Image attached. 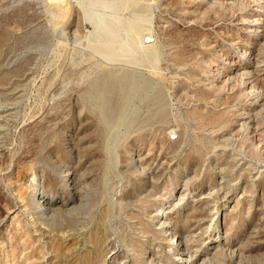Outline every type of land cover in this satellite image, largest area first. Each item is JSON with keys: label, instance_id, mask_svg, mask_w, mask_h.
Wrapping results in <instances>:
<instances>
[{"label": "rangeland", "instance_id": "rangeland-1", "mask_svg": "<svg viewBox=\"0 0 264 264\" xmlns=\"http://www.w3.org/2000/svg\"><path fill=\"white\" fill-rule=\"evenodd\" d=\"M91 3L0 0V108L9 107L0 121V264H177L153 216L167 203L186 229L198 206L193 197L179 201V186L187 179L186 192L214 186L219 161L232 189L247 180L257 196L226 210L212 238L224 235L233 246L202 264H264L257 234L264 230V80L226 78L227 60L264 55V37L239 23L250 10L264 17V0H136L118 16L128 23L134 7L144 9L140 33H149L157 55L137 48L115 59L94 46ZM128 34L140 37L123 27L121 37ZM124 73L135 74L129 97L119 88ZM104 85H114L104 91L114 108L125 106L124 120L103 119ZM255 97L263 102L251 110ZM242 112L256 119L257 132L253 123L234 128ZM69 161L77 162V189L62 171ZM76 190L86 199L81 209L42 215L44 192L64 199Z\"/></svg>", "mask_w": 264, "mask_h": 264}, {"label": "bare ground", "instance_id": "bare-ground-1", "mask_svg": "<svg viewBox=\"0 0 264 264\" xmlns=\"http://www.w3.org/2000/svg\"><path fill=\"white\" fill-rule=\"evenodd\" d=\"M135 1L136 0H92L87 16L93 19L94 21L95 32L97 35V41L95 42L94 46L97 47V50L101 54L109 58L115 59V58H119L118 56L123 54L136 53L137 52L136 50H138L137 48H141V50L144 52V55L147 58H153L157 55L158 51L155 49V44L151 43L154 40L151 38L149 33L143 34L142 36L140 33L141 25H139V23H141L146 19L145 10L136 9L135 7L134 8L132 7L133 16L130 19V22L128 23L127 22L125 23L123 19H121L118 16L119 14L117 12H119V10L123 6L126 5V7L128 6L130 7V5L132 6L133 2L135 3ZM98 6H102L105 9L110 8L111 12L107 11L108 9L104 10L100 8L102 10H99ZM126 7L125 9H127ZM255 11L256 10L248 11L247 13L250 14L249 17L247 15V17L241 19L239 23L241 24V26L245 27L244 28L245 31L255 34V37L258 39L264 37V17L257 16L258 14ZM187 14H188L187 18L189 19L190 23H194L195 19H193V16L195 15V10L189 7L187 10ZM123 27L126 30L130 28L131 30H133V32L134 31L136 32L137 34L136 36H140V37L137 38L134 35L130 36L128 34L124 38H122L121 29ZM233 39L235 40L236 43H241V40L237 36L232 37V40ZM134 46H136L135 49H133ZM259 56H257L254 61L238 62L237 61L238 59L230 60V61L227 60L229 66L227 70L228 75H226V78L231 79V77L233 76L232 72H234L246 78L247 83L254 82V84H257L255 83L256 80L257 81L264 80V55L260 54ZM132 74L124 73L118 79L119 88L125 93L124 95L126 97L131 96L134 93V91L137 89V86L134 82L135 74L134 75ZM255 75H258L259 77L257 76L258 78L254 79ZM252 77L255 81L252 80ZM138 84L140 87L145 86L143 81ZM259 84L262 85L263 83L262 84L259 83ZM113 86L114 85H104L103 88H100V91L98 93V98L101 101V104L105 107V110L102 111V117L109 124L124 120L126 115L125 106L121 105L118 108H114L112 106V101L110 100V98H107L105 94L106 93L104 91L105 87L111 88ZM155 100H159V98L156 97ZM251 101H252L250 105L251 110L257 109L259 106H261L262 100L257 99V97H255ZM262 105H264V103H262ZM8 108H0V121H2V118L9 113ZM246 113H249V111ZM246 113L240 114L238 115V117H236L234 128H236L239 125L243 126L245 123L246 125L247 123H253L255 127L253 128L257 132L258 128L255 126L256 119H254V117L251 116V114H246ZM232 133L233 131L231 132V134ZM77 138L78 136L74 135L73 133L70 134L71 140ZM228 138L229 137L227 135L223 137L222 140H220L221 142L219 143L220 144L219 146L223 145L222 148H224V144L226 143L225 141H227ZM173 139H175V137H172V140ZM147 156L148 155L146 153H141L139 155V157L142 159H145ZM244 165L245 164L243 162H238V166H241L242 169H246ZM215 166L217 167V173H216L217 182L214 186L212 187L209 186L199 190V192H192V193L186 192L184 187V185H187L189 179H187L185 183H181V186H179V190H178L179 201L185 206L188 205L187 203L190 197H193V200L197 203L196 206H198V208L194 211V213L189 212L187 214V217H190V224L186 229L182 227L180 221L175 220L174 218L175 211L173 210L172 205L171 206L167 205V203H165L164 206L160 207L153 216L156 224L158 225V228L164 233L163 236L165 242L164 248L166 251L172 254L173 259L177 264H202L207 257L214 254L221 246L222 247L226 246L225 248H228L227 245L229 246V248L230 246H233V243L227 242L226 237H224V235L220 236L221 238H217L214 240V238H212L214 227L220 225V222L222 219H224L226 210L229 207L231 208V210H235L240 203L249 202L251 199V198L249 199V197L257 196V192H254L250 189V184H249L250 182L247 180H245L246 184L243 185L242 187H238L239 186L238 185L237 186L238 188L232 189L231 188L232 184L230 183V179L228 173L226 172L224 163L219 161L215 163ZM62 171L65 173L67 180L75 187V189H77V182H76L78 176L77 162L74 163L72 161H69L65 163L63 165ZM162 175L163 174H161V176ZM90 176H91L90 174L85 173L81 177L84 179V181H87ZM249 177L250 179H257V174H255L254 172H250ZM237 189H240V192H239V196H237L236 199L235 193ZM80 193L81 192H78V190H76L75 195H73L72 197H66L64 199H61L62 197L60 198L56 194H50L48 192H44L43 196L39 199L38 202L42 215H44L45 217H49L58 212L68 213L73 210L81 209L82 206L85 205L86 199L84 195H81ZM262 213L264 212L262 211ZM262 218H264L263 214H262ZM223 229L225 228L223 227ZM218 230H220V227L218 228ZM218 230L217 232H219ZM220 233L222 232L220 231ZM257 234L259 238H264V230H257ZM109 258L110 259L114 258L113 254L110 255Z\"/></svg>", "mask_w": 264, "mask_h": 264}]
</instances>
